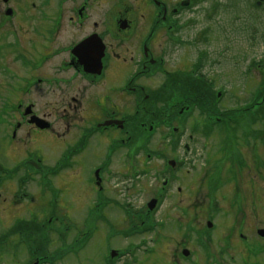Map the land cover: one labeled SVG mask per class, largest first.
<instances>
[{
  "label": "flooded vegetation",
  "instance_id": "flooded-vegetation-1",
  "mask_svg": "<svg viewBox=\"0 0 264 264\" xmlns=\"http://www.w3.org/2000/svg\"><path fill=\"white\" fill-rule=\"evenodd\" d=\"M199 4L0 0V149L16 162L0 189L17 181L21 206L47 198V222L25 224L36 235L33 257L82 252L101 231L108 264L120 263L113 252H128L129 264H230L232 254L244 264L264 260L260 181L246 173L251 163L260 170L258 148L248 162L225 137L217 144L216 133L229 126L175 133L177 105L166 91L177 71H166L167 47L193 32ZM70 175L82 183L78 226L67 215L75 212ZM219 219L229 227L216 240Z\"/></svg>",
  "mask_w": 264,
  "mask_h": 264
},
{
  "label": "rangeland",
  "instance_id": "rangeland-1",
  "mask_svg": "<svg viewBox=\"0 0 264 264\" xmlns=\"http://www.w3.org/2000/svg\"><path fill=\"white\" fill-rule=\"evenodd\" d=\"M214 1L218 2L220 7L216 12L210 13L212 17L209 18L207 14L209 10H212L213 3L201 4V9L196 12L197 26L194 27L193 32H188L189 37H187V34L183 36L184 40H190L193 34L192 39L197 41L200 40L201 34L208 31L207 42L199 41L193 46L185 45L175 49L167 47L166 71H190L199 60L201 53H207L203 74L214 82V90L218 91L221 87L226 88L223 89L226 92L224 97L222 96L224 98L223 103L219 107L239 111L250 103L260 100L261 90H263L264 94V69H261V67L264 68V1L258 9L255 6L258 0ZM128 58L130 57L128 56ZM131 68L129 67V69ZM163 74L161 72L156 76L158 84L164 81V78L160 77ZM156 80H154L155 82H150L151 88L156 87ZM1 104L2 101L0 100V106ZM196 114L197 112L192 117L187 118L186 125L191 126L200 123L198 118L193 119L197 117L195 116ZM237 114L239 115L240 113ZM249 117L243 114L242 120L236 124L237 127L242 125L248 132L237 129L235 138L238 140L234 141L238 146L240 145L239 141L244 142L248 147H253L252 150L254 151L256 142L260 143L259 140H261V143H264V120L256 125L257 128H254L260 133H251L249 130L251 126ZM232 125H235V123H232ZM257 135L258 137H256ZM152 143L155 144L154 141ZM198 143L200 142L198 141ZM239 149L242 155H245H243L244 159L246 158L251 162V153L247 152V149L244 151L245 148H242L241 145ZM258 157H260L262 164L259 166L260 170L255 167L256 165L252 164L248 166L246 173L251 171L253 178L257 175V179L260 181L257 187L258 194L263 198V204L261 203V205L264 207V144H261L260 156L258 155ZM5 161H7V164ZM0 164L8 167V169H13L16 166V162L13 164L4 157L1 149ZM259 173L260 175L258 176ZM70 177L74 188L73 190L70 189L67 199L73 204V208L71 207L70 210L73 209L75 212L67 215L78 226L79 207L84 204V200L78 195L77 189L78 187L81 188L82 183L77 182L74 175H70ZM38 181H40L39 178ZM12 182L8 181L5 187L2 190L0 189V264H30L32 260L39 256L33 259L26 244L23 241L20 242L19 239L17 240V238L21 237L19 234L9 240L7 237L5 238L4 232L7 233L6 228L11 227L15 221L21 220V218L28 221V219H33L38 213L47 216L50 208L43 207L47 204V198L45 197L36 199L35 203H30L28 199L24 198V205L18 204V200L15 197L17 196L18 182L16 181V183L14 180ZM35 186L36 183H29L25 185V188L31 187L29 191L35 192ZM144 199L145 197H139L137 203L140 204ZM5 207L8 210H12V212L5 213ZM262 213L264 214V209ZM228 227L229 225L226 222L219 219V224H216L215 239H221ZM104 235L101 231L98 232L85 250L81 252L76 249L72 254L59 258L58 263L55 264H108L109 254L107 252L109 247L108 243L103 244ZM127 261L128 259L126 258L119 262L120 264H128ZM231 263L239 264L238 259L231 261ZM150 264L160 263L153 262ZM261 264H264V260L261 261Z\"/></svg>",
  "mask_w": 264,
  "mask_h": 264
},
{
  "label": "bare ground",
  "instance_id": "bare-ground-1",
  "mask_svg": "<svg viewBox=\"0 0 264 264\" xmlns=\"http://www.w3.org/2000/svg\"><path fill=\"white\" fill-rule=\"evenodd\" d=\"M202 5L201 4H199V6H198V10L196 11V12H198L201 8ZM204 6V5H203ZM211 9H212V7H211ZM210 13H213V9L212 10H209L208 11V14L207 15H209L208 17H211L212 16V14H210ZM181 46H184V43L181 45ZM186 74H187V71L185 72ZM2 150H4V148H2Z\"/></svg>",
  "mask_w": 264,
  "mask_h": 264
},
{
  "label": "trees",
  "instance_id": "trees-1",
  "mask_svg": "<svg viewBox=\"0 0 264 264\" xmlns=\"http://www.w3.org/2000/svg\"><path fill=\"white\" fill-rule=\"evenodd\" d=\"M192 83H193V81H191V80L188 81V86H189L190 89H192V85H193ZM178 85H179V82H176V83L174 84V87L177 88ZM202 102H203V100H202Z\"/></svg>",
  "mask_w": 264,
  "mask_h": 264
},
{
  "label": "water",
  "instance_id": "water-1",
  "mask_svg": "<svg viewBox=\"0 0 264 264\" xmlns=\"http://www.w3.org/2000/svg\"><path fill=\"white\" fill-rule=\"evenodd\" d=\"M2 171V168H1V166H0V172Z\"/></svg>",
  "mask_w": 264,
  "mask_h": 264
}]
</instances>
